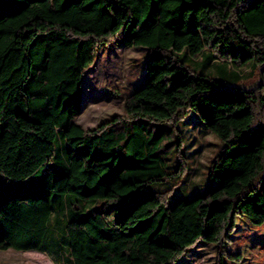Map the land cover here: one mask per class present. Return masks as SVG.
<instances>
[{
    "label": "trees",
    "instance_id": "1",
    "mask_svg": "<svg viewBox=\"0 0 264 264\" xmlns=\"http://www.w3.org/2000/svg\"><path fill=\"white\" fill-rule=\"evenodd\" d=\"M111 42L145 50L146 75L85 130L83 73ZM207 54L264 66V0H0V250L49 255L60 236L65 264H176L205 242L215 264L264 263V74L244 90L183 61ZM189 112L220 141L212 187L170 204L150 186L186 168Z\"/></svg>",
    "mask_w": 264,
    "mask_h": 264
},
{
    "label": "rangeland",
    "instance_id": "2",
    "mask_svg": "<svg viewBox=\"0 0 264 264\" xmlns=\"http://www.w3.org/2000/svg\"><path fill=\"white\" fill-rule=\"evenodd\" d=\"M210 55L198 56L196 59L185 55L183 61L194 71L230 86L253 90L261 84L264 66L257 64L236 66L228 63L224 65L218 60H213ZM146 66L147 53L141 48L127 47L122 43L113 42L100 46L92 65L83 73L81 108L74 122L83 129L90 130L115 117L124 116L125 101L142 86ZM177 127L183 136L182 153L186 168L176 181L167 180L162 184L150 186L152 191L158 192L170 188L168 194H174L170 198V204L175 198H187L196 193L203 194L212 187L206 181L207 170L220 146V141L200 123L199 116L195 112H189ZM166 163L168 172L177 176L181 166L176 153L169 155ZM63 218L62 212L56 211L51 222L55 230L59 229L60 225L57 222L60 223ZM57 240L59 246L49 255L33 251L0 250V264H65L64 260L67 258L65 246L60 236ZM60 252L62 258H59ZM215 262L216 248L212 244L199 242L176 264H215Z\"/></svg>",
    "mask_w": 264,
    "mask_h": 264
}]
</instances>
